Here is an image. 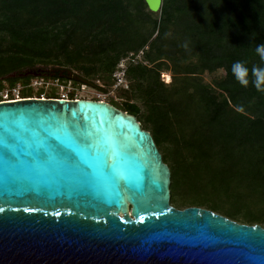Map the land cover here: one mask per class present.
I'll return each instance as SVG.
<instances>
[{"label":"trees","instance_id":"16d2710c","mask_svg":"<svg viewBox=\"0 0 264 264\" xmlns=\"http://www.w3.org/2000/svg\"><path fill=\"white\" fill-rule=\"evenodd\" d=\"M132 1L0 0V79L27 82L31 75L18 73L50 63L89 81L103 72L109 81L122 57L142 50L146 64H130L126 75L169 167L170 204L234 220L235 211L214 199L232 197L233 182L243 178L264 183V92L253 86L251 72L264 67L255 50L264 43V0H162L157 18L144 0ZM147 23L152 29L145 33ZM237 60L249 69L247 86L232 73ZM169 64L184 81L179 89L159 79ZM218 69L225 73L212 86L196 77ZM124 112L137 119L140 107L125 102ZM192 192L208 198L175 201Z\"/></svg>","mask_w":264,"mask_h":264},{"label":"water","instance_id":"95a60500","mask_svg":"<svg viewBox=\"0 0 264 264\" xmlns=\"http://www.w3.org/2000/svg\"><path fill=\"white\" fill-rule=\"evenodd\" d=\"M169 184L150 132L107 102L0 103V264H264L262 226L177 209Z\"/></svg>","mask_w":264,"mask_h":264},{"label":"rangeland","instance_id":"374dc122","mask_svg":"<svg viewBox=\"0 0 264 264\" xmlns=\"http://www.w3.org/2000/svg\"><path fill=\"white\" fill-rule=\"evenodd\" d=\"M135 0L132 1L131 5H135ZM152 18H157L159 12H152ZM152 26L151 24L147 23L144 27V32L147 33L151 31ZM147 49V47H145ZM139 53V52H137ZM131 53H128L129 55ZM126 55V56H127ZM137 55V54H136ZM192 63H195V60H191ZM171 65L169 64L168 68L161 71L159 74V79L164 83L167 87H170L173 84H175L176 89H179L181 85L183 84L182 78H174L172 75V72L170 70ZM55 69H67V68H60L56 65H52L50 63L47 64H36L32 68L26 69L18 74L20 75H47L50 76V74ZM72 72L78 74L79 76H82L78 71L69 69ZM223 69H218L212 73H208L206 71H198L196 74L197 79H200L202 83L206 85H213L214 81L221 78L224 75ZM11 75H17V72L12 73ZM63 78V77H61ZM67 79V78H65ZM72 85L74 87L73 90V96L77 99H92V100H101L104 102H107L114 107L118 108L121 111H124V103L130 102L135 103L140 107V114L137 117V120H139L140 125L145 128L146 130L150 131V126L146 124L145 116L147 114L146 108L143 105L142 101L137 98V94L134 91V82L131 80H128L126 75V83L128 85V88L125 89L122 86L115 87L114 81L110 79L109 81L105 79V73L99 72L94 76V79L91 80L93 82L94 86H89L82 84L77 81L71 80ZM61 91L59 89H53L48 90L45 92L46 98H54L59 96ZM181 91L178 90L175 92L174 97L181 96ZM190 110H193L192 108ZM193 114V112H191ZM190 130V125L186 127V131ZM233 188V196L230 198L220 197L215 198L214 200L218 202L225 211H235L234 220H236L239 223H245V224H257L264 228V183L249 180L248 178H243L241 181L233 182L232 184ZM185 196H192L195 198H208V196L205 195H197L196 193L192 192L188 195H179L176 194L175 201L179 198L185 197ZM202 207V206H201ZM225 214V213H222ZM226 215V214H225ZM228 216V215H227ZM257 218L258 220L248 223L246 220L248 219Z\"/></svg>","mask_w":264,"mask_h":264},{"label":"built area","instance_id":"2783aa9c","mask_svg":"<svg viewBox=\"0 0 264 264\" xmlns=\"http://www.w3.org/2000/svg\"><path fill=\"white\" fill-rule=\"evenodd\" d=\"M122 57L116 64L111 79L114 81V86H122L127 89L126 70L130 64L142 63L146 64L142 59L143 51H138ZM70 79H65L57 76L36 75L31 76L27 82L16 81L10 83L8 78L0 79V103L16 102L28 99H46L45 92L48 90L59 89L60 95L53 99L76 100L73 96L74 87ZM79 99V98H78Z\"/></svg>","mask_w":264,"mask_h":264},{"label":"clouds","instance_id":"9594fccd","mask_svg":"<svg viewBox=\"0 0 264 264\" xmlns=\"http://www.w3.org/2000/svg\"><path fill=\"white\" fill-rule=\"evenodd\" d=\"M187 47V45H185ZM256 52L260 56L261 60L264 61V43L256 45ZM232 73L235 79L242 86H247L249 83L248 73L249 69L244 65L242 61H235L231 66ZM252 72V84L255 89L259 92H264V67L253 66Z\"/></svg>","mask_w":264,"mask_h":264},{"label":"flooded vegetation","instance_id":"af4514ba","mask_svg":"<svg viewBox=\"0 0 264 264\" xmlns=\"http://www.w3.org/2000/svg\"><path fill=\"white\" fill-rule=\"evenodd\" d=\"M19 77H23V75L19 76ZM21 79V78H20Z\"/></svg>","mask_w":264,"mask_h":264},{"label":"bare ground","instance_id":"6f19581e","mask_svg":"<svg viewBox=\"0 0 264 264\" xmlns=\"http://www.w3.org/2000/svg\"><path fill=\"white\" fill-rule=\"evenodd\" d=\"M104 102V101H103Z\"/></svg>","mask_w":264,"mask_h":264}]
</instances>
